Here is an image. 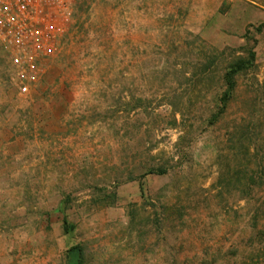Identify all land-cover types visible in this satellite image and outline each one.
<instances>
[{"label": "rangeland", "instance_id": "374dc122", "mask_svg": "<svg viewBox=\"0 0 264 264\" xmlns=\"http://www.w3.org/2000/svg\"><path fill=\"white\" fill-rule=\"evenodd\" d=\"M69 23L28 94L0 54V264L74 247L80 264H264V0H74Z\"/></svg>", "mask_w": 264, "mask_h": 264}, {"label": "built area", "instance_id": "2783aa9c", "mask_svg": "<svg viewBox=\"0 0 264 264\" xmlns=\"http://www.w3.org/2000/svg\"><path fill=\"white\" fill-rule=\"evenodd\" d=\"M73 14L74 0H0V54L19 94L36 87Z\"/></svg>", "mask_w": 264, "mask_h": 264}, {"label": "trees", "instance_id": "16d2710c", "mask_svg": "<svg viewBox=\"0 0 264 264\" xmlns=\"http://www.w3.org/2000/svg\"><path fill=\"white\" fill-rule=\"evenodd\" d=\"M254 61H255V52L252 48L248 50V54L246 57H237L233 63H231L227 70L225 71L223 75V84L225 86V90L223 94L220 97V102L222 103L223 107L230 101L232 94L236 90L237 82H236V75L239 74L241 71H245L248 69H251L254 67ZM220 115V110L213 113L212 116L215 118V116ZM175 124L177 125L176 118L174 119ZM150 172L159 171V173H165L166 168H149ZM80 249H78V252L69 254V264H80Z\"/></svg>", "mask_w": 264, "mask_h": 264}, {"label": "water", "instance_id": "95a60500", "mask_svg": "<svg viewBox=\"0 0 264 264\" xmlns=\"http://www.w3.org/2000/svg\"><path fill=\"white\" fill-rule=\"evenodd\" d=\"M78 249H79V247H74V248L70 249L69 254H73V253L78 252Z\"/></svg>", "mask_w": 264, "mask_h": 264}]
</instances>
